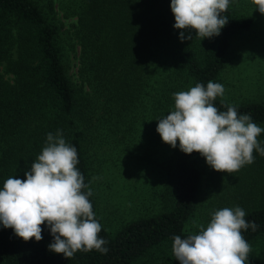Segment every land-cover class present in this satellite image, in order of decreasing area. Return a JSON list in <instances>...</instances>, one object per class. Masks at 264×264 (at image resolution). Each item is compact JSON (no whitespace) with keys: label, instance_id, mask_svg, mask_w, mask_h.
I'll list each match as a JSON object with an SVG mask.
<instances>
[{"label":"trees","instance_id":"obj_1","mask_svg":"<svg viewBox=\"0 0 264 264\" xmlns=\"http://www.w3.org/2000/svg\"><path fill=\"white\" fill-rule=\"evenodd\" d=\"M232 6L230 0L222 14L228 23L219 36L201 40L193 31L192 40L181 42L171 0H0V190L10 177L26 179L50 132L61 131L77 149V167L88 185L93 149L103 143L128 146L138 124L158 139V120L174 110L173 94L215 82L230 38L251 24V16ZM60 14L71 20L75 83L64 63ZM223 102L217 98L214 105L221 111L227 110L224 104L234 105L264 128L263 102ZM258 140L264 146V133ZM173 150L154 214L129 220L110 234L89 197L107 254L77 252L69 260L49 251L53 237L46 224L40 242H24L0 224V264H179L173 237L198 234L187 226L206 160L196 152H181L179 142ZM253 155L254 163L229 175L233 189L225 179L229 199L212 203L208 213L244 209L245 219L259 226L243 232L252 248L264 244V156ZM254 253L252 249L249 263L264 264V248L258 253L260 262L254 261Z\"/></svg>","mask_w":264,"mask_h":264},{"label":"clouds","instance_id":"obj_2","mask_svg":"<svg viewBox=\"0 0 264 264\" xmlns=\"http://www.w3.org/2000/svg\"><path fill=\"white\" fill-rule=\"evenodd\" d=\"M252 2L264 15V0ZM229 4L230 0H171L174 28L181 30V42L192 40L193 31L201 40L219 36L228 23L222 14ZM185 31L189 35L185 36ZM224 93V86L213 81L206 87L197 83L174 93V110L158 120L156 131L171 148L179 142L181 152L199 153L216 172L232 174L254 163V152L264 156V146L258 140L264 128L249 114H240L234 105L224 104L226 111L216 107L214 101ZM78 163L77 149L66 142L62 132L48 133L41 154L25 172L26 179L10 177L4 182L0 224L24 242H40L46 224L53 237L49 251L69 260L77 252L107 254V241L100 236L102 225L89 199L93 193ZM245 217L241 207H225L212 214L206 227L193 222L198 234L173 237L175 260L179 264H249L252 248L243 232L249 228L255 232L259 226Z\"/></svg>","mask_w":264,"mask_h":264},{"label":"rangeland","instance_id":"obj_3","mask_svg":"<svg viewBox=\"0 0 264 264\" xmlns=\"http://www.w3.org/2000/svg\"><path fill=\"white\" fill-rule=\"evenodd\" d=\"M232 7L236 13L251 16L252 22L230 38L224 66L215 82L224 86L225 93L221 99L229 103H264V15L256 10L252 0H233ZM60 22V31L65 39L62 41L64 63L71 82L75 83L78 82L77 59L71 38V20L60 14ZM136 128L139 132L128 146L118 149L103 143L93 149L95 155L91 157L89 187L96 204V215L110 234L129 220L157 211L164 172L167 174L172 163L174 150L171 146L165 144L161 137L157 139L147 135L145 126L138 124ZM201 171L197 202L187 226L197 233L199 228L193 226V222L206 227L211 220L208 213L213 205L224 204L222 201L229 199L224 187L225 179L229 180V189H233L230 174L216 172L207 162ZM93 177L97 179L93 180ZM263 248V243L253 246L254 261L260 262L258 253Z\"/></svg>","mask_w":264,"mask_h":264}]
</instances>
